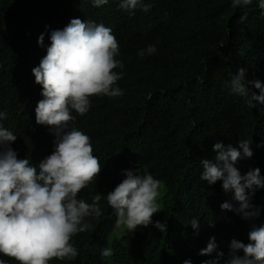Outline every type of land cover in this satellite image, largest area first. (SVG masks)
I'll return each mask as SVG.
<instances>
[{"label": "trees", "instance_id": "trees-1", "mask_svg": "<svg viewBox=\"0 0 264 264\" xmlns=\"http://www.w3.org/2000/svg\"><path fill=\"white\" fill-rule=\"evenodd\" d=\"M150 2V11L132 15L119 9V0L102 7L91 0H0V111L7 114L0 123L17 135L11 147L19 159L39 163L54 150V135L36 124L35 108L43 97L32 74L46 55L51 31L74 18L103 23L112 29L120 47L117 59L124 64L117 82L122 96H93L87 114L73 113L75 127L90 137L102 166L78 196L91 203L101 194L103 214L89 218L92 228L73 237L75 260L50 264H205L216 259L215 252L199 255L213 237L217 252L224 253L219 264H227L231 241L247 244L252 227L264 225V189L252 198L260 217L245 220L221 210L224 202L238 206L222 182L200 179L202 161H215V143L237 147L244 139L252 140L253 156L239 162V171L259 168L264 176V146L258 147L264 145V106L248 108L225 87L239 68L246 69V79L264 82V15L257 0L247 6L244 23V11L232 8L231 0ZM41 34L44 47L37 42ZM148 45H155L156 53L138 56ZM145 167L165 186L162 211L152 219L167 231L150 225L138 228L126 246L109 242L117 220L107 193L125 178L124 170L143 175ZM193 218L200 222L198 234L188 223ZM104 248L113 254L103 257Z\"/></svg>", "mask_w": 264, "mask_h": 264}, {"label": "clouds", "instance_id": "clouds-1", "mask_svg": "<svg viewBox=\"0 0 264 264\" xmlns=\"http://www.w3.org/2000/svg\"><path fill=\"white\" fill-rule=\"evenodd\" d=\"M94 7H102L109 0H91ZM253 0H231L232 8H240L247 20V6ZM264 15V0H257ZM119 9L134 15L137 10L147 13L153 7L150 0H119ZM45 36L38 37V45L44 47ZM50 45L39 66L33 68L35 83L41 86V96L35 108L36 124L47 126L54 135L53 152L33 163L29 158L19 159L11 145L17 135L0 123V257H9L18 264H50L51 261L75 260L79 251L73 237L92 228L89 218L103 213L101 194L88 203L78 194L88 188L102 171L99 158L93 154L90 137L75 127L76 113L84 116L90 111L91 97L116 98L124 93L117 85L123 78L124 64L117 59L120 47L112 29L103 23L74 18L63 29L49 34ZM155 45H148L138 56L156 53ZM120 70V71H116ZM246 69L225 83L230 94L243 98L248 108L264 106V82L246 79ZM253 89L258 90L257 95ZM0 111V121L6 119ZM252 140H239L238 146H225L217 142L213 151L214 162L202 161L200 179L208 185L222 182V189L231 194L232 202L221 204L222 211H233L245 220H255L261 209L252 204L256 191L264 189V176L260 169L241 174L238 164L253 156ZM264 146V145H258ZM125 177L107 193L106 201L113 210L117 224L134 233L138 228L150 225L161 233L167 226L153 221L160 212L157 202L162 181L156 179L145 167L143 175L124 170ZM188 223L198 234L199 219ZM249 243L233 239L229 245L227 264H264V225L253 226L248 234ZM216 259L205 264H219L223 252H217L215 238H210L206 248L199 253ZM242 252L243 255H238ZM113 253L101 250L103 257ZM0 264H8L0 258ZM184 264H191L185 260Z\"/></svg>", "mask_w": 264, "mask_h": 264}, {"label": "rangeland", "instance_id": "rangeland-1", "mask_svg": "<svg viewBox=\"0 0 264 264\" xmlns=\"http://www.w3.org/2000/svg\"><path fill=\"white\" fill-rule=\"evenodd\" d=\"M165 186L163 184L162 188L160 189V196L158 197V204L160 212H158L155 215H159L162 211V198L165 194ZM133 233L129 232L126 227L122 225L116 224L112 230V233L109 236V242H111L113 239H117L122 245H128L132 238Z\"/></svg>", "mask_w": 264, "mask_h": 264}]
</instances>
